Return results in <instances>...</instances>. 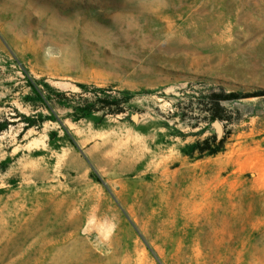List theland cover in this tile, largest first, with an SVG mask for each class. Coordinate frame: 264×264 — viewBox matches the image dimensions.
Here are the masks:
<instances>
[{
    "label": "rangeland",
    "instance_id": "obj_1",
    "mask_svg": "<svg viewBox=\"0 0 264 264\" xmlns=\"http://www.w3.org/2000/svg\"><path fill=\"white\" fill-rule=\"evenodd\" d=\"M0 264H264V0H0Z\"/></svg>",
    "mask_w": 264,
    "mask_h": 264
},
{
    "label": "trees",
    "instance_id": "obj_2",
    "mask_svg": "<svg viewBox=\"0 0 264 264\" xmlns=\"http://www.w3.org/2000/svg\"><path fill=\"white\" fill-rule=\"evenodd\" d=\"M87 91V89H86ZM88 92V91H87ZM79 98H81L80 96H78ZM237 96L236 95H230L227 97H223V101L226 100H233L236 99ZM83 103L82 105H78L76 107L72 108V112H73V117L77 120L84 118L92 113L95 112H107L108 114L111 115H117V114H122L124 113V107L123 105L125 104V102H116V103H112V104H108L107 101L103 100V99H99L97 97V95L93 94V97L89 98H81ZM39 100L40 102H42L43 104H45V106L50 110V107L48 106L49 100L44 97V95H40L39 94ZM53 120L56 119V115L52 112V117ZM34 121V119H32ZM31 120H28V122ZM31 126L30 124L27 123V127ZM26 127V128H27Z\"/></svg>",
    "mask_w": 264,
    "mask_h": 264
}]
</instances>
